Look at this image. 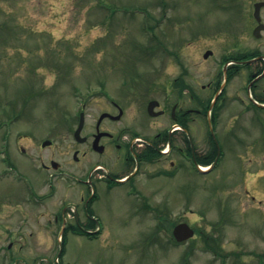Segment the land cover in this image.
<instances>
[{
  "label": "rangeland",
  "instance_id": "374dc122",
  "mask_svg": "<svg viewBox=\"0 0 264 264\" xmlns=\"http://www.w3.org/2000/svg\"><path fill=\"white\" fill-rule=\"evenodd\" d=\"M254 2L0 0V264H57L63 209L70 205L81 225L75 219L68 225L88 229L93 218L102 232L91 239L69 229L62 264H264V110L247 89L252 69L230 83L231 97L241 84L242 90L220 125L217 116L225 144L210 174L188 164L175 176L152 179L169 168L166 160L138 177L137 196L129 185H85L86 164L96 158L73 160L76 149L87 148L74 139L81 112L87 132L112 102L126 115L119 124L106 121L109 132L133 126L153 135L170 128L174 104L191 108L189 93L179 99L174 92L176 78L202 97L208 91L200 87L217 80L242 41L253 47L246 51L254 49V38L242 33ZM207 50L213 55L204 60ZM153 99L165 116L148 115ZM208 122L197 123L198 156L208 152L201 144ZM46 140L51 146L43 148ZM50 160L61 170H46L42 161ZM93 195L88 209L82 196ZM182 222L196 235L177 244L173 229ZM208 234L223 257L205 248Z\"/></svg>",
  "mask_w": 264,
  "mask_h": 264
},
{
  "label": "flooded vegetation",
  "instance_id": "af4514ba",
  "mask_svg": "<svg viewBox=\"0 0 264 264\" xmlns=\"http://www.w3.org/2000/svg\"><path fill=\"white\" fill-rule=\"evenodd\" d=\"M248 12L249 15L251 14L250 17L252 19L249 25L247 22L242 21V33L251 34L250 36L254 38V49L250 51L252 54H249L254 56L246 58L244 54H246L248 52L246 50H250L252 46L248 45L250 43L242 41V48L239 50L240 54L231 57L224 65L222 71L223 81L220 82V79L201 86V92L208 91L207 95H203L202 97L199 89H197V91L193 89L189 90L191 92V108L184 109L181 107L178 109V105L176 104L175 114L177 112L178 115L173 117L174 123L170 128L164 129L153 135H146L145 133L136 131L133 126H121L118 130L109 132V130L104 127L105 122L119 124L126 115V110L116 103H112L110 113H103H108L112 117H106L101 122H99L98 119L94 130L87 132L84 126L83 132L85 136L83 137L85 140L82 145H85L87 148L83 152L82 150L76 149L73 154V159L77 163H80L88 155H93L96 158L94 161H88L86 164L85 173L83 172L85 177L83 183L85 185H91L94 180L105 184L107 183V188L109 189L111 185L113 187L116 185H129L131 190L139 196L143 191L138 185V177L145 175V170L150 166L161 165V162L169 160V168H159V172L151 175L152 179L157 176L164 177L161 179H165L168 175H174L183 168V153L187 157L190 156L192 161L197 160L199 138L196 132L198 131L197 123L199 122L200 116L207 117L209 108L216 96L217 100L213 109H216L219 102L223 101L222 96L227 89L228 77L230 78L241 73L242 70L248 67L252 69L248 83L251 92L253 91L252 98L255 101H252L254 103L257 102V104H264V0H255L251 12L249 9ZM253 59L255 60L248 62ZM226 77L227 80L224 83V78ZM239 90H242V84L239 89L237 88L236 93L239 92ZM235 94L232 96L233 102L236 101L234 98ZM211 97L212 99L210 100ZM208 101H210V105L207 110H205V105ZM255 106L259 107L256 104ZM120 110H122V116L120 118H115L120 113ZM188 117L190 119L186 120ZM213 117L214 114H212L211 121ZM179 121H185L186 124L189 125V129L187 128V130H185L186 132L189 131V133H184L177 129L178 126L183 127ZM235 139L237 142L236 144H241L239 136ZM203 144L206 149H218L222 147V145L225 144L223 132L218 131L217 139L211 141L208 139ZM23 151L25 152L24 149ZM81 153L82 155L80 156ZM76 154L77 156L74 157ZM54 162L56 161L50 160L49 165L46 162H42V165L46 170H50ZM58 167L59 169L62 168L60 164H58ZM122 179H126V181L120 182ZM82 200L86 206H89L93 199L88 196H82Z\"/></svg>",
  "mask_w": 264,
  "mask_h": 264
},
{
  "label": "water",
  "instance_id": "95a60500",
  "mask_svg": "<svg viewBox=\"0 0 264 264\" xmlns=\"http://www.w3.org/2000/svg\"><path fill=\"white\" fill-rule=\"evenodd\" d=\"M209 55V53H207L206 57ZM158 105V102L156 101H152L150 102L149 106H148V112L153 115V116H157L159 115L160 113H155L154 112V108ZM83 125H84V116L82 115L81 116V121H80V125L75 133V137L78 141H82L81 137H80V134H81V131H82V128H83ZM45 144H48V143H45ZM194 235V231L189 227L188 224L186 223H182V224H179L178 226L175 227L174 229V236L175 238L178 240V241H184V240H187L191 237H193Z\"/></svg>",
  "mask_w": 264,
  "mask_h": 264
},
{
  "label": "trees",
  "instance_id": "16d2710c",
  "mask_svg": "<svg viewBox=\"0 0 264 264\" xmlns=\"http://www.w3.org/2000/svg\"><path fill=\"white\" fill-rule=\"evenodd\" d=\"M213 159L215 160L216 158L210 157L208 159L203 160V162H204V164H210L212 161H214ZM203 240H204L205 244H207V245L211 244L212 240L214 241V239L211 240V237H206V236L203 237Z\"/></svg>",
  "mask_w": 264,
  "mask_h": 264
}]
</instances>
